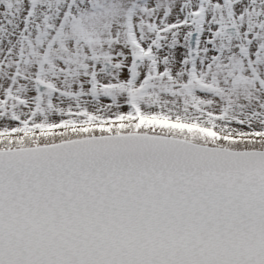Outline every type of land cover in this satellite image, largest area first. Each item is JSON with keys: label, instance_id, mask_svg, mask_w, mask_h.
Here are the masks:
<instances>
[{"label": "snow or ice", "instance_id": "6c2138e0", "mask_svg": "<svg viewBox=\"0 0 264 264\" xmlns=\"http://www.w3.org/2000/svg\"><path fill=\"white\" fill-rule=\"evenodd\" d=\"M0 264H264V0H0Z\"/></svg>", "mask_w": 264, "mask_h": 264}]
</instances>
